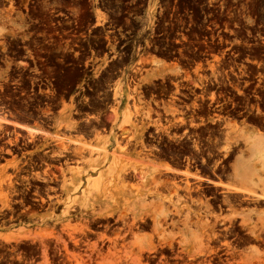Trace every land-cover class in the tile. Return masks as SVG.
<instances>
[{
  "label": "rangeland",
  "instance_id": "374dc122",
  "mask_svg": "<svg viewBox=\"0 0 264 264\" xmlns=\"http://www.w3.org/2000/svg\"><path fill=\"white\" fill-rule=\"evenodd\" d=\"M85 1L0 0V115L28 129L31 128L18 121L40 127L45 133L37 137L34 133L38 131L24 129L28 131L25 133L17 126L0 122V208H9L16 198L12 192L25 184L30 187L37 180H45L44 187H54L39 193L43 199L40 209L31 208L27 217L0 225V264H264L263 156L254 160V180L260 184L255 194L259 196H248L256 201L214 217L172 216L179 221L171 226L167 225L168 210L172 207L174 212L176 203L143 196L140 184L128 186L121 181L120 171L138 156L119 145L112 148L103 138L100 39L105 25L103 8L113 7L103 6V2L146 0H89L88 15L84 13ZM148 1L143 24L149 29H160L163 23H183L196 33L203 4L220 3L223 17L214 15L210 21L228 22L230 0ZM235 1L239 15H244L248 7L252 16H259L263 8L260 0ZM67 8L74 9L78 31H89L92 54L87 69L91 72L86 77L79 69L67 67L71 63L68 48L62 51L58 44L53 16ZM205 13L213 15L211 11ZM124 24L126 29L131 28L130 22ZM62 39L66 40V35ZM187 40L190 43L186 46H197L195 38ZM83 60L84 56L77 57L75 63ZM30 69L41 74L29 73ZM73 86L80 95L69 98ZM81 95L85 104L79 102ZM117 95L121 93L115 87V99ZM117 106L111 104L110 108L115 118ZM129 110L125 105L120 113V127L125 126ZM236 137L237 142L246 145V150L237 152L236 163L251 161L254 151L264 149V135ZM52 153L64 155L66 163L59 169L34 166ZM261 155L264 154L258 156ZM4 161L6 165L2 166ZM50 178L53 183H47ZM236 196L247 199L244 194ZM247 213H254L251 221L241 222L240 217Z\"/></svg>",
  "mask_w": 264,
  "mask_h": 264
},
{
  "label": "flooded vegetation",
  "instance_id": "af4514ba",
  "mask_svg": "<svg viewBox=\"0 0 264 264\" xmlns=\"http://www.w3.org/2000/svg\"><path fill=\"white\" fill-rule=\"evenodd\" d=\"M260 2L263 5L260 15L252 16L248 7L244 15H239L236 1L230 0L227 24L210 21L214 15L223 17L220 3L203 4L196 33L183 23L174 26L163 23L160 29H149L143 24L148 0L103 2V6H113L103 8L105 25L100 39L103 138L108 139L112 148L119 145L118 148L138 156L120 171L123 183L140 184L143 196L176 203L174 212L172 207L168 210V226L179 221L172 216L214 217L252 203L251 199L237 197L232 189L229 192L219 184L234 180L237 152L246 150L236 136L264 135V0ZM85 4L84 13L88 15L90 1ZM73 11L70 8L57 11L54 26L62 51L68 48L71 63L67 67L79 69L86 77L91 72L87 69L92 54L91 39L89 31L87 34L78 31ZM125 22L131 23L130 29H126ZM65 35L66 40L62 39ZM187 38H195L193 43L197 46H186L190 43ZM81 56L84 60L76 64ZM28 72L41 74L32 69ZM115 87L121 93L116 99ZM76 90L77 86H73L69 98L80 95ZM79 100L85 104L82 95ZM115 103L117 118L110 109ZM125 105L130 108L132 118L130 124L120 127V113ZM4 154L8 155L7 151ZM62 158L65 156L52 153L47 156L51 163L39 160L34 166L59 169L66 163ZM21 166H26V162ZM52 180L47 183H53ZM45 182L37 180L35 185L25 184L13 191L11 196L16 198L11 206L0 208V225L27 217L31 208L40 209L43 199L39 193L54 189L44 187ZM230 236L234 241V235Z\"/></svg>",
  "mask_w": 264,
  "mask_h": 264
},
{
  "label": "bare ground",
  "instance_id": "6f19581e",
  "mask_svg": "<svg viewBox=\"0 0 264 264\" xmlns=\"http://www.w3.org/2000/svg\"><path fill=\"white\" fill-rule=\"evenodd\" d=\"M128 118L125 120V123L126 124H129V117H130V113H128ZM0 122H2V123H6V124H10V125H14V126H17V127H19V128H22V129H25V130H28V131H32V132H35V131H33V130H31V129H28V128H26V127H22V126H19V125H16V124H14V123H11V122H9V121H6V120H4L3 118H0ZM75 150V149H74ZM78 150V149H77ZM79 151V150H78ZM80 152V151H79ZM81 153V152H80ZM80 153H77V155L78 154H80ZM76 154V153H75ZM263 157H264V155H262ZM261 156V157H262ZM79 157V156H78ZM256 165H255V163L253 162L250 166H243V167H241L240 169H242V180H243V182L241 181V183L240 184H237V186H234V185H232V186H230V188L232 189V191H234L235 193H240L241 195H243L244 194V196L245 195H247V199H248V196L250 197V198H255V197H257V196H259V195H256L255 194V192H256V190H257V182H255V178H256V175H257V170H256V168L257 167H255ZM262 168H263V174H264V164L261 166ZM259 175V174H258ZM262 185H264V180H263V183H262ZM132 186V185H131ZM262 198L264 199V195L262 196ZM254 201H256V200H254ZM253 200H252V202H254ZM262 201V200H261ZM258 202V201H257ZM263 202V205H264V201H262ZM260 203V202H259ZM240 204V203H239ZM254 204V203H253ZM259 206V205H258ZM257 206V207H258ZM261 210V209H260ZM254 215V213H247L246 215H242L240 218H241V222H243V223H245V222H248V221H251V217ZM143 219V218H142ZM140 220H141V218H140ZM232 228V227H231ZM234 229V228H233ZM264 235V234H263ZM260 238V237H259ZM254 243V242H253ZM261 243V242H260Z\"/></svg>",
  "mask_w": 264,
  "mask_h": 264
},
{
  "label": "crops",
  "instance_id": "0c3cea01",
  "mask_svg": "<svg viewBox=\"0 0 264 264\" xmlns=\"http://www.w3.org/2000/svg\"><path fill=\"white\" fill-rule=\"evenodd\" d=\"M18 124L23 125V126H27V127L31 128V129H33L35 131H38V132L34 133V135L37 136V137L44 136L45 135V133L43 132V129H41L40 127H37V126H34V125H29V124H26V123L20 122V121H18ZM16 128L24 131L25 133L28 132V131L26 132L24 129H21V128H18V127H16ZM256 150L258 151V149H256ZM263 150L262 149H259L258 152L254 151V153H253L254 154L253 155L254 158L251 161H246L244 163H240V162L238 163L237 162L236 163V166H235V176H234V180L232 182H230V183H227V184H219V185L225 187V189L227 191L232 192L231 191V188H229V186H232V185L237 186V184H240L241 181L243 182V180H242V169H240V168L243 167V166H250L254 162V160H259V158L262 155L261 156H258V155L260 153L264 154V151ZM260 151H262V152H260ZM259 185L260 184L257 183V189L259 188Z\"/></svg>",
  "mask_w": 264,
  "mask_h": 264
}]
</instances>
